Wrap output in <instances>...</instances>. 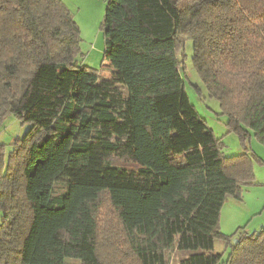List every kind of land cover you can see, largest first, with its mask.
<instances>
[{"label":"trees","instance_id":"trees-1","mask_svg":"<svg viewBox=\"0 0 264 264\" xmlns=\"http://www.w3.org/2000/svg\"><path fill=\"white\" fill-rule=\"evenodd\" d=\"M102 29L122 87L77 64L62 0H0V125L28 126L0 151V264H264V228L219 229L252 159L223 155L181 61L191 41L229 129L264 145V0H109Z\"/></svg>","mask_w":264,"mask_h":264},{"label":"rangeland","instance_id":"rangeland-1","mask_svg":"<svg viewBox=\"0 0 264 264\" xmlns=\"http://www.w3.org/2000/svg\"><path fill=\"white\" fill-rule=\"evenodd\" d=\"M108 2L95 4L81 13L72 12L80 29V51L76 58L79 65L86 66L100 73V83L110 82L122 87L120 76L105 58V38L102 23ZM182 58V54H179ZM194 46L189 41L183 51L182 71L185 90L199 117L207 123L216 138L221 140L222 152L226 158L248 156L252 159L255 176L253 185L246 186L240 200L229 197L222 208L220 232L225 236H233L239 229L248 233L259 232L264 228V145L254 136L242 140V137L228 127L229 119L223 114L220 103L211 98L209 92L198 75L194 62ZM28 126L22 124L13 115H7L0 125V151L8 155L17 139L24 137ZM103 209L108 212L105 202ZM0 211V224L2 223ZM237 237L233 238L235 243ZM215 253H225L224 262L229 255L226 244L222 240L215 242ZM230 251V250H229ZM178 257H173L171 264H176Z\"/></svg>","mask_w":264,"mask_h":264},{"label":"crops","instance_id":"crops-1","mask_svg":"<svg viewBox=\"0 0 264 264\" xmlns=\"http://www.w3.org/2000/svg\"><path fill=\"white\" fill-rule=\"evenodd\" d=\"M62 1L74 14L75 12L81 13L86 9H90L92 6L94 7L95 4L102 5L109 2V0H62Z\"/></svg>","mask_w":264,"mask_h":264}]
</instances>
